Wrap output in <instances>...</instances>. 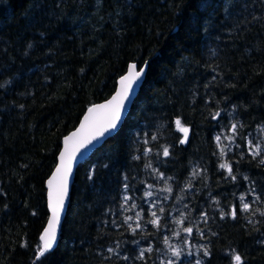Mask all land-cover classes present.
<instances>
[{"label": "trees", "instance_id": "1", "mask_svg": "<svg viewBox=\"0 0 264 264\" xmlns=\"http://www.w3.org/2000/svg\"><path fill=\"white\" fill-rule=\"evenodd\" d=\"M146 60L120 128L78 164L58 242L37 264H160L171 258L165 235L185 250L178 264H231V249L244 264H264L257 211H264V153L254 158L247 143L264 148V0H0V264H33L48 216L45 181L62 138L87 107L113 93L130 63L139 68ZM177 117L190 130L184 144ZM233 122L243 127L234 142L222 138L231 151L221 158L214 137L230 134ZM224 160L236 180L219 167ZM149 161L172 177L171 194L160 191L164 180L145 168ZM194 168L201 173L185 189ZM125 183L140 206L127 213L120 208ZM147 184L165 207L159 229L147 223ZM242 193L248 212L240 210ZM233 206L236 218L221 219L220 210ZM141 208L143 231L134 235L123 216ZM181 212L191 236L172 235ZM117 241L128 261L104 259ZM150 244L146 262L136 260Z\"/></svg>", "mask_w": 264, "mask_h": 264}, {"label": "snow or ice", "instance_id": "2", "mask_svg": "<svg viewBox=\"0 0 264 264\" xmlns=\"http://www.w3.org/2000/svg\"><path fill=\"white\" fill-rule=\"evenodd\" d=\"M254 19H256L254 17ZM213 54H215L213 52ZM148 65V61H144V65L140 66L137 70V65L135 63L129 64L128 66V74L125 76H122L120 78V90L116 93L115 96H113L112 100L108 101L106 104L103 105H93L91 108L88 109V115L84 117V121H82L81 126L79 129H77L76 132L72 133L71 136L64 138L65 143V149L60 153V164L57 165V168L55 172L53 173L52 177L48 180V187H49V208L51 210L52 215L50 216L48 220L47 226L44 228L42 234L39 237L40 243L38 244L36 251H35V257L33 264H37L38 261L41 260V258L45 257L46 254H48L50 251H52L55 247V244L57 242V230L58 225L60 224V218H61V212L64 207L65 198L67 196V180H68V174L71 172V160L75 157V154L77 151H79L81 148H84L86 144L91 143L92 140H95L97 137L103 136L105 133L109 132L110 130H114L118 127V123L121 120V113L122 110L125 107V101L129 99L130 97V91L133 89L134 82H137L142 75L145 74L146 68ZM8 83V82H5ZM4 87V84H0V88ZM23 107V106H21ZM98 109H108L109 111L106 113V119L102 126L95 128L94 131L88 135L74 150H72L71 153H69L68 150V143L69 140L72 139V137L77 136L80 132H82L86 126H88L89 121L92 118V114L95 113ZM221 115L220 111H217L213 114L212 119H217ZM175 125L178 131L183 133V138L180 139L179 143L184 144L187 142L188 134H189V128L184 126L182 123V120L177 117L175 120ZM243 125L239 124L238 122H233L228 128V133L230 134H224L223 132L220 134H217L214 139L217 143V147L219 149V155L221 158H223L226 154V149L228 151H231L230 144H223L222 138L224 140L229 141L230 143L234 142L237 134L238 129L242 128ZM258 130L264 134V127L258 126ZM147 135V134H145ZM157 135L153 134L151 136L152 141L157 140ZM144 143L147 144L148 140L145 139ZM249 151L255 158L256 156H260L262 153H264V148H262V145L259 141H257L255 144L253 143L252 139L247 140ZM238 147V145H237ZM152 151L151 148H146L144 150V156H148L149 153ZM162 155L164 157H168L170 155V150L167 145L162 147ZM67 157V159H66ZM134 159H140L139 156L134 157ZM261 163H264V160L261 161ZM219 167L221 169H225L229 176H231L232 180H236V176L232 174V165L227 160H224L222 163L219 164ZM146 169H151L152 173H154L158 179L164 180V188L160 189L161 192H166L171 194L173 189L172 186L168 183L169 180L172 179V177H164V174L162 172H159L157 168H154L152 166L151 161L145 165ZM201 173V170L199 168H194L193 171L190 173L191 179L184 185L185 189H191L192 183L191 180L195 179L197 176H199ZM92 178V173L89 174V179ZM245 180H247V177H244ZM127 180V177H125V181ZM125 194L122 196V204L120 205V208L122 209L123 213L130 212L132 210L137 209L140 207L135 202V199L132 196L127 195V190L129 188V185L125 183L123 185ZM154 188V185L147 184L146 189L143 193V197L145 198V203L149 204L148 211L150 212L151 219L147 221V223H150L153 227L159 229L161 226V216L165 213V207L161 204V201L159 198L156 197V193L152 191ZM183 191V190H182ZM252 194L255 197V201L260 200V196L255 194L254 189L252 190ZM147 198H153L151 200H148ZM177 202L181 201L183 199L182 196L176 197ZM164 201L168 200V196L163 197ZM241 208L240 210L243 212H248L251 208V205L247 202H245V194H241L239 197ZM131 201L130 205L129 202ZM185 208H187V205H184ZM158 212L157 213V209ZM175 210V209H174ZM258 212H260L261 216H264V211H260V209H257ZM142 213L143 208H141L140 211L135 212V216L133 215H124L123 216V223L127 225L128 230L133 233L134 235L137 233V230L143 231V227L141 224L142 220ZM226 215H230L233 219L236 218L237 212L235 206L232 207L231 211L228 213H225L223 209L220 210V216L221 219H223ZM201 218L207 222V214L206 212L200 213ZM187 217L183 212L180 213L179 218H173L174 223L177 225V227L180 229L179 231H174L172 233L173 236L179 237L181 232L188 234V236H191L193 233L192 227H181L184 224V221ZM133 220H135V225L133 226V223H131ZM252 221L250 220L249 223ZM113 225L116 227H120L119 224L115 220H113ZM197 232H200V229H196ZM202 235V233H201ZM133 243L138 244L139 241H133ZM164 245L167 248V251L171 254V258L167 259L166 261L161 259L160 264H178V262L181 260V257L184 253V249H182L178 245L170 244L169 237L167 235L164 236L163 240ZM184 245L189 246L188 248V255H191V246L189 245V241L187 238L183 241ZM22 247L26 246L25 244L21 245ZM121 248V241H117L114 246H109L107 248V256H104L105 260H110L113 257L119 260L128 261L130 259L127 255H120L119 249ZM153 251V248L151 244L147 248H141L139 251L138 256L135 258L138 261H145L147 260L146 253H151ZM157 251H160L157 249ZM199 251H202L204 257H209L211 255L209 249L203 245L200 246ZM231 256V264H244V261L241 257V255L235 250L231 249L228 253ZM102 255V253H101ZM195 264H203V260L200 258H197L195 261Z\"/></svg>", "mask_w": 264, "mask_h": 264}, {"label": "water", "instance_id": "3", "mask_svg": "<svg viewBox=\"0 0 264 264\" xmlns=\"http://www.w3.org/2000/svg\"><path fill=\"white\" fill-rule=\"evenodd\" d=\"M130 64H133V63H130ZM138 69L139 68H137V70ZM128 71H129V69L127 67V69L124 72V74H122L117 79L116 86H115V89H114L113 93L107 99H105L103 101H100V102H97V103H94V104L90 105L89 107H87L86 110L84 111V113L82 114L79 122L77 123L76 127L74 129H72L70 132H68L62 138L61 147H60V150L58 152L57 159H56V164H55L53 170L51 171V173L49 174V176L47 177V179L45 181L46 207H47L48 216H47V219H46V223H45V225H44V227L42 229V232H43L44 228L47 226L48 220H49L50 216L52 215L51 210H50V208L48 206V204H49L48 180L52 177L53 173L55 172V170L57 168V165L60 164V153L62 151H64V149H65L64 138L71 136L72 133L76 132L77 129L80 128L82 121H84V117L86 115H88V109L89 108H91L93 105L106 104L108 101L112 100L113 96H115L116 93L121 88L120 78L122 76L127 75ZM144 77H145V74L142 75V77L137 82H134L133 89L130 91V97H129L128 100L125 101V107L122 110L121 120L118 123V127L116 129H114V130H110L109 132L105 133L103 136L97 137L95 140H92L91 143L86 144L85 147L81 148L79 151H77L76 154H75V157L72 158V160H71V172L68 174V180H67V196L65 198L64 207H63V210L61 212L60 224L58 225V230H57V242H58L59 235H60L61 225H62L64 216H65V213H66V210H67L68 201H69V197H70V190H71V186H72V183H73L74 175H75L76 168H77L78 164L81 163L86 158H88L92 154V152L104 142V140H106L108 137L112 136L120 128L121 124L123 123L124 118L126 117L128 111H129V109H130V107L132 105V102L134 101V99H135V97L137 95V92H138V90H139V88H140V86H141V84H142V82L144 80ZM108 111H109L108 109H98L95 113L92 114V118L89 121L88 126H86L85 129L82 132H80L77 136L72 137V139L69 140V143H68L69 153H71L72 150H74L88 135H90L94 131L95 128H98V127H100V126H102L104 124L105 119H106V113ZM66 159H67V157H66ZM42 232H41V234H42ZM57 242H56V244H57ZM56 244H55V246H56Z\"/></svg>", "mask_w": 264, "mask_h": 264}]
</instances>
